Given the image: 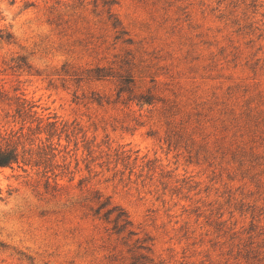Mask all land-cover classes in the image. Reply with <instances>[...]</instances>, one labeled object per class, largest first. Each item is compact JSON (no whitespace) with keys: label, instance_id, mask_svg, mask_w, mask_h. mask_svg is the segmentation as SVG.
<instances>
[{"label":"rangeland","instance_id":"1","mask_svg":"<svg viewBox=\"0 0 264 264\" xmlns=\"http://www.w3.org/2000/svg\"><path fill=\"white\" fill-rule=\"evenodd\" d=\"M93 4L0 0V87L74 131L56 190L0 167V264H131L143 238L153 264H264V0ZM95 190L137 234L91 216Z\"/></svg>","mask_w":264,"mask_h":264},{"label":"trees","instance_id":"2","mask_svg":"<svg viewBox=\"0 0 264 264\" xmlns=\"http://www.w3.org/2000/svg\"><path fill=\"white\" fill-rule=\"evenodd\" d=\"M93 5H96V0H93ZM103 4H109V1H102ZM108 18L111 20V25L116 31V37H121L126 34L121 22L114 13L107 11ZM12 38L9 32H2L0 30V39L9 41ZM129 42V39H126ZM9 68L21 69L29 71L30 65L26 61V57L18 55L13 57L8 63ZM88 74L91 77L101 78L108 75L107 71L101 68H95ZM128 76H120L121 86L118 90V95L122 91H128V85L131 82ZM140 104H150L153 99L148 94H140L133 96ZM97 101V100H96ZM0 104L7 106L0 120L3 124L0 125V167H30L41 169L40 172L44 177V187L56 190L58 181L67 173H70L65 161L62 158V164L55 159L59 156L62 146L61 140L65 139L66 143L71 141L70 137L74 135V131L69 130L65 124H59L56 120L50 119V116H42L36 109L35 102L28 100L24 95L9 96L0 87ZM80 129L78 130V132ZM84 134H82L81 141H84ZM77 143L74 142V145ZM66 148L67 146H63ZM84 149L87 151V156L90 157L92 150L88 142L83 143ZM77 149V148H76ZM89 165H86L88 168ZM58 170V171H56ZM70 177L68 180H72ZM83 179L80 178L78 184H82ZM91 200L96 201L95 206L89 207L91 216L97 219H102L106 222L112 223L111 230L115 234L126 233V236L135 235L138 232L130 228L132 226L131 220L127 211L117 205L113 204L110 197H103L97 190L94 191ZM125 237V236H124ZM123 237V238H124ZM149 239V238H147ZM137 239L135 243L137 249L143 250L141 253H133L131 256V264H153L152 259L146 254L150 251V247L144 242L147 240ZM135 251V250H134Z\"/></svg>","mask_w":264,"mask_h":264}]
</instances>
